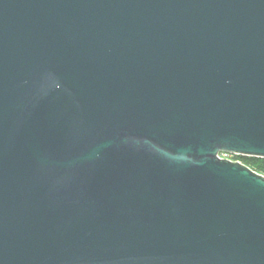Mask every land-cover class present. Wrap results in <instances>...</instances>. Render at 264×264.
<instances>
[{
  "label": "water",
  "instance_id": "95a60500",
  "mask_svg": "<svg viewBox=\"0 0 264 264\" xmlns=\"http://www.w3.org/2000/svg\"><path fill=\"white\" fill-rule=\"evenodd\" d=\"M264 0H0V264H264Z\"/></svg>",
  "mask_w": 264,
  "mask_h": 264
},
{
  "label": "trees",
  "instance_id": "16d2710c",
  "mask_svg": "<svg viewBox=\"0 0 264 264\" xmlns=\"http://www.w3.org/2000/svg\"><path fill=\"white\" fill-rule=\"evenodd\" d=\"M237 159H245V166H247L249 169H251L253 172H255L258 175L264 176V160L262 159H256V158H248V157H241V156H233Z\"/></svg>",
  "mask_w": 264,
  "mask_h": 264
},
{
  "label": "rangeland",
  "instance_id": "374dc122",
  "mask_svg": "<svg viewBox=\"0 0 264 264\" xmlns=\"http://www.w3.org/2000/svg\"><path fill=\"white\" fill-rule=\"evenodd\" d=\"M222 159H225V160H228V161H231V162H236V163H240L242 165L245 164V159H237V158H234L233 156H230V155H224V156H221Z\"/></svg>",
  "mask_w": 264,
  "mask_h": 264
},
{
  "label": "built area",
  "instance_id": "2783aa9c",
  "mask_svg": "<svg viewBox=\"0 0 264 264\" xmlns=\"http://www.w3.org/2000/svg\"><path fill=\"white\" fill-rule=\"evenodd\" d=\"M222 156H224V155H222Z\"/></svg>",
  "mask_w": 264,
  "mask_h": 264
}]
</instances>
